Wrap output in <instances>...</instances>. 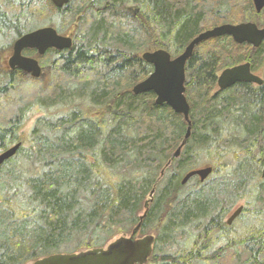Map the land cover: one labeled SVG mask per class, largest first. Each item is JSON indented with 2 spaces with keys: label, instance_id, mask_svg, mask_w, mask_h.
Instances as JSON below:
<instances>
[{
  "label": "trees",
  "instance_id": "1",
  "mask_svg": "<svg viewBox=\"0 0 264 264\" xmlns=\"http://www.w3.org/2000/svg\"><path fill=\"white\" fill-rule=\"evenodd\" d=\"M123 2L136 4L138 14L120 11ZM255 14L252 0H70L62 8L51 0H0L2 35L19 37L54 15L76 27L71 50L56 63L50 53L42 60L55 72L51 83L16 71L5 78L0 70V151L26 142L35 108L91 104L86 115L75 109L38 121L42 134L33 130L29 150L44 170L25 180L27 207L19 189L0 186V264L105 247L115 228L134 230L147 203L139 233L156 232L154 264H264V82L226 90L217 82L221 70L246 61L264 77V42L254 51L229 36L196 46L185 82L192 130L179 157L184 117L156 104L154 92L132 91L153 71L140 55L146 48L178 56L201 32ZM202 164L213 166L211 176L192 188V178L182 184ZM161 244L178 247L167 253Z\"/></svg>",
  "mask_w": 264,
  "mask_h": 264
},
{
  "label": "water",
  "instance_id": "2",
  "mask_svg": "<svg viewBox=\"0 0 264 264\" xmlns=\"http://www.w3.org/2000/svg\"><path fill=\"white\" fill-rule=\"evenodd\" d=\"M53 4L62 8L70 0H51ZM257 13L264 8V0H253ZM224 35L231 36L235 42L243 44L251 43L259 47L264 41V27H259L254 21L241 22L238 24L226 23L205 30L192 39L184 52L176 57L166 49H148L142 55L143 59L153 66V71L144 80L135 84L132 88L134 94H142L152 91L156 95V104H167L176 113L181 114L188 124L186 134L181 145L177 148L173 157L180 155L182 148L191 136L192 120L190 118L191 106L186 96V64L193 55L197 45L201 42ZM72 37H66L58 33L54 26H44L29 31L19 36L13 44V52L9 58L12 68L18 67L27 75L40 78L42 67L35 57L25 56V49H37L43 55L50 48H71ZM239 82H248L261 85L264 79L253 73L249 62L238 64L224 69L218 77V86L221 90L228 89ZM21 142L9 147L0 153V166L14 157ZM213 166L210 164L195 168L187 172L182 180L186 184L194 176H198L204 182L212 173ZM164 171H162L161 176ZM264 178V166L262 170ZM157 183V182H156ZM156 186V185H155ZM155 187L150 193V201H153ZM148 203L145 212L140 216V222L128 236L123 234L112 240L105 247H95L72 253H55L33 262V264H146L151 257L155 236L147 234L139 237L142 220L148 211ZM243 206H240L229 217L227 223L232 224L241 214Z\"/></svg>",
  "mask_w": 264,
  "mask_h": 264
},
{
  "label": "rangeland",
  "instance_id": "3",
  "mask_svg": "<svg viewBox=\"0 0 264 264\" xmlns=\"http://www.w3.org/2000/svg\"><path fill=\"white\" fill-rule=\"evenodd\" d=\"M119 9L121 10V5L119 6ZM50 25H53L54 27H57L58 29L61 28L62 31H65V30L70 28V29L74 30V33H75V30H76V27L74 24L68 23L67 25H65L64 22L62 24H60L59 18L57 15H54L51 19H49V22L46 21L43 24V26H50ZM43 26H40V27H43ZM16 38H17L16 36H5L4 34L2 35V33H0V70L4 69L3 70L4 74H2V76H4L5 78H6V73L7 72L9 73V69L6 67V62H5L4 58L6 56L8 57V55L12 51V46H13V43H14ZM146 40H148V38ZM149 43H152V42H149ZM45 67H47V68L44 70V76H43V78H40V79H42L44 84H49L52 82L51 80L54 78L53 74H55V72L51 68H49L50 64L45 65ZM20 75L23 77L28 76V75H24V74L23 75L20 74ZM29 77H31V76H29ZM90 105H91L90 101H88L87 99H84L83 101H75L74 103H72L70 105H58V106L52 107L49 110L44 109V110L38 111L35 108L36 111L34 110V112L31 114L30 118H28L26 125L23 128V132H24V136L26 138L25 139L26 142L22 145V148L19 149L20 151H18L17 154L13 157L12 161H8L7 163H4L0 167V186L2 185V183H5V185H6L5 187L10 186V189H9L10 194L15 193V191H17V189H19L18 200H20V198L23 200V201H21V203L24 204V207H27V199H25V196L27 193L25 180L31 176H35V175L41 173L44 170V167H43L44 164L41 161L36 159V156H35L33 151L30 152V150H29L30 142L33 138V130L35 128L36 129L38 128L37 131H39V133L42 134L41 133L42 132L41 127L37 125L38 121L43 120V121L53 122V121L59 119L60 117H68L69 113H71L75 109L83 111V114L86 115L88 112V106H90ZM92 109H95V107H93ZM96 112L103 114V110H96ZM45 132H49V130L47 129V130H45ZM0 153H1V151H0ZM203 165L204 164H202L201 167ZM263 166L264 165H262V167H261L260 179L263 178L262 177ZM196 182H197V178L193 177L190 180V182L187 184L188 188H192ZM5 192H6V189H4V194H5ZM23 197H24V199H23ZM244 203H245V200L239 201L238 204L236 205V209H237V206L239 207V205L244 204ZM134 225L135 224H133L131 227H129V230L127 232H124V231H121V230H118L117 228H115L113 230L112 236L109 238L107 244L109 242H111L112 240L116 239L117 237L123 235V234H126L129 236L131 234V231H132ZM190 229H191L190 227L186 228L187 231ZM148 233H152V234L156 235V232H154V231H151ZM148 233L141 234L140 236L147 235ZM191 233H193V230L191 231ZM185 240H186V238L183 237L181 239H178L177 242L179 241L178 244H181ZM221 243L223 244L224 241H222ZM178 244L173 245L171 247H169V245L161 244V246L159 247V250L160 251H162V250L166 251L167 253H169V252L173 253V251L177 249ZM157 252H156V254H157ZM32 263H33V261H30L26 264H32Z\"/></svg>",
  "mask_w": 264,
  "mask_h": 264
},
{
  "label": "flooded vegetation",
  "instance_id": "4",
  "mask_svg": "<svg viewBox=\"0 0 264 264\" xmlns=\"http://www.w3.org/2000/svg\"><path fill=\"white\" fill-rule=\"evenodd\" d=\"M253 1V0H252ZM253 6H254V3H253ZM264 9V8H263ZM254 10H255V12H256V14H255V17L253 18V19H251V20H248V21H254V22H256L257 24H258V26L259 27H264V25H261V22H260V15H261V13L263 12V10L260 12V13H257V11H256V9H255V6H254ZM120 11H124V12H127V13H131V14H133L134 16H136L137 14H138V12H139V8L137 7V5L136 4H131V3H127V2H123V3H121V10ZM248 21H243V22H248ZM239 23H241V22H239ZM237 24V23H236ZM51 26H53V25H51ZM56 29H57V31H58V33L59 34H61V35H63V36H66V37H72V40H73V45H72V47L71 48H63V49H57V48H50V49H48L43 55H41L40 53H39V51L37 50V49H25L24 51H23V54L25 55V56H30V57H35V58H37L38 60H39V63H40V65H41V67H42V75H41V77L40 78H43V76H44V70L47 68V67H45V65H43L42 64V60H43V58L47 55L48 56V54L50 53V56H52V59H53V63H56L60 58H62V55L64 54V53H67L69 50H71L72 48H73V46H74V41H75V33H74V30H72V29H67V30H65V31H60L57 27H55ZM76 31V30H75ZM224 36H229V35H224ZM220 37H223V36H220ZM229 37H231V36H229ZM216 38H218V37H216ZM232 38V37H231ZM212 39V38H211ZM233 39V38H232ZM233 41L235 42V40L233 39ZM264 42V41H263ZM235 43H237V42H235ZM237 44H239V43H237ZM243 44H248V45H250L251 47H252V50L254 51L255 49H257L258 47H254V45L253 44H251V43H247V42H245V43H243ZM239 45H242V44H239ZM261 46V45H260ZM259 46V47H260ZM150 49H153V48H150ZM156 49V48H155ZM162 49H165V48H162ZM148 50V48H146L143 52H141L140 53V55H141V57H142V55H143V53L145 52V51H147ZM12 52H13V46H12V51L10 52V54L8 55V57L6 56L5 58H4V60H5V62H6V67L9 69V72H13V71H16V72H21L22 74H24V75H27V74H25L24 72H23V70L22 69H20V68H18V67H15V68H12V67H10V65H9V58H10V56L12 55ZM172 55V54H171ZM172 57H176V56H172ZM143 58V57H142ZM190 59V58H189ZM188 62V61H187ZM247 62V61H246ZM246 62H243V63H246ZM148 63V62H147ZM250 64H251V62H249ZM242 64V63H241ZM235 66V65H234ZM232 67V66H231ZM49 68H51V67H49ZM228 68V67H227ZM52 69V68H51ZM226 69V68H225ZM224 70V69H223ZM222 70V71H223ZM251 70H252V66H251ZM221 71V72H222ZM220 72V73H221ZM252 72L253 73H255V74H257V75H259V76H261L263 79H264V77H263V75L261 74V73H258V72H254L253 70H252ZM220 73H219V75H220ZM219 75H218V77H219ZM29 76V75H28ZM53 76H54V74H53ZM217 82H218V80H217ZM238 84V83H237ZM236 85V84H235ZM234 85V86H235ZM262 85V84H261ZM233 87V86H232ZM231 88V87H230ZM221 90V89H220ZM226 90V89H225ZM196 178H198V176H195ZM189 182V181H188ZM187 182V183H188ZM186 183V184H187ZM229 225H231V224H229ZM152 257V256H151ZM149 258L148 259V264H154L156 261H158V259L157 260H155L154 258Z\"/></svg>",
  "mask_w": 264,
  "mask_h": 264
}]
</instances>
